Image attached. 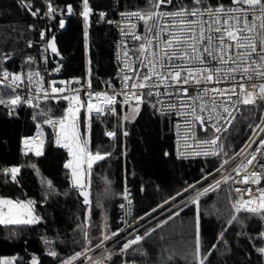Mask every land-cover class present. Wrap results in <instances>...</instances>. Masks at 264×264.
<instances>
[{
    "label": "trees",
    "instance_id": "obj_1",
    "mask_svg": "<svg viewBox=\"0 0 264 264\" xmlns=\"http://www.w3.org/2000/svg\"><path fill=\"white\" fill-rule=\"evenodd\" d=\"M183 2L187 3L188 0ZM211 2L216 3V0ZM223 2L228 4L230 0ZM54 4L58 7L71 4L74 8L73 14L65 16L63 27L60 26V20H56L51 26V34L61 59L60 77L79 75L87 85L91 69L92 86L100 87L108 80L114 81L115 30L112 23H108L114 16L113 0H90V7L95 13L105 11L107 16L103 20L98 14L90 16L87 38L85 21L80 15L82 0H54ZM146 4L147 0H119L121 8H144ZM38 24L39 18L32 16L21 0H0V69L16 71L18 68L38 67V44L35 43L37 32L29 27ZM29 41L32 42V47L28 46ZM6 55L10 59L3 60L2 57ZM29 57L35 58V62L26 64ZM153 102L154 100H149L141 104L139 113L134 117L128 115L123 124L124 131L128 133L125 137L121 136L120 107H116V114L108 116L103 123L93 121L89 148L93 151L101 148L111 153V156L95 164L91 170L90 204L87 206L82 204L77 189L71 185L69 170L64 167L69 160L67 149L56 144L53 126L44 123L45 119H57L62 115L65 101H38L39 107L20 104L12 115L0 105V169L35 164L39 170L30 166L22 167L18 183L12 182L10 176L5 177L0 172V197L32 200L35 202V213L41 217L33 225H0V258L16 257L14 264H31L35 256L38 264H62L64 259L84 250L85 242L80 227L85 220L87 207L92 219H96L102 212L106 234L110 236L120 227L117 203L118 193L123 185L129 187L133 198V217L142 216L188 188L233 155L252 132L248 124H257L263 109H254L255 118L241 120L231 129L227 139L230 145L226 149L228 156L179 160L174 157L172 150L171 117L156 113L152 107ZM49 109L51 112L48 116L43 115ZM123 110L129 112L130 109L125 106ZM114 127L117 129V136L113 142L105 132ZM35 133H40L44 141L42 155L39 157L29 152L25 155L21 146L23 136ZM47 181L52 182L51 193L46 191ZM189 192L191 190L178 199ZM193 199L161 214L144 226L141 236L149 228H155L161 220H166L173 210L179 212L178 216L156 229L138 246H133L126 253L127 262L190 264L191 253L196 244V206L191 203ZM235 201L236 197L229 184H223L215 192L200 198V240L203 252L206 254L213 244L217 245L207 264H264V258L254 250L263 247L264 242L249 239L256 237L264 229V221L240 215L243 225L234 223L229 226L228 220L236 214L232 207ZM167 206L157 210L149 218L159 214ZM222 231L224 236L222 240H218ZM241 232L244 235H237ZM92 238L90 248L99 244L102 239ZM45 239L51 243H45ZM223 241H227V244ZM137 247L139 251L136 250ZM50 250H55L59 256L48 255ZM120 262L121 259L116 254L104 260V264Z\"/></svg>",
    "mask_w": 264,
    "mask_h": 264
},
{
    "label": "snow or ice",
    "instance_id": "obj_2",
    "mask_svg": "<svg viewBox=\"0 0 264 264\" xmlns=\"http://www.w3.org/2000/svg\"><path fill=\"white\" fill-rule=\"evenodd\" d=\"M47 7L44 16L54 15L57 11L54 0H42ZM23 6L32 16H37L40 9L32 11L31 0H21ZM82 11L80 15L85 21V37L88 35L89 18L98 14L101 20L105 19L107 13L100 11L95 13L90 7V0H82ZM171 7L172 10H165ZM68 14H73V5L66 6ZM63 14V12H61ZM122 21L116 23L120 28L124 38L118 45L122 49L124 64L122 68V88L119 92L115 89L108 92H92V75L89 69L87 88L81 84V88L75 89V94H65L66 89L57 87L56 82H51V93H48L42 83L35 78L39 72L29 71L26 76L22 73H10L6 68L0 71V86L10 89L13 95L9 99L4 98V93L0 92V105L9 110V115L14 114L15 109L20 104H28L32 107H39V96L33 102L32 85H37V94L43 93V99H62L68 101V107L63 115L58 119L48 118L44 123L52 125L56 135V144L67 149L70 159L65 163V169L71 170L72 185L80 189L79 195L83 197L84 205L90 204V192L84 191L86 178L91 175V170L95 164L111 156V153L98 148L95 152L90 150L89 144L92 137V123H101L110 116L116 114V106H127L134 117L140 111V105L154 100L153 110L160 115L175 114L184 121V147L190 149L188 141L191 140L199 149L195 152L196 156H228L226 151L230 145L227 143L231 129L241 120L248 121L255 118L254 109L264 107V0H230L225 4L223 0H147L144 8H137L131 11L120 13ZM143 25V33L136 31L139 23ZM60 26H64V20H60ZM30 28L32 26H29ZM41 38H45V32H41ZM135 42L133 46L127 44V40ZM29 47L32 42L29 41ZM47 48L53 53H57L55 39L48 41ZM3 60L10 59V56L2 57ZM35 58L29 57L25 62L33 63ZM136 65V67H133ZM55 71H60L59 68ZM131 72V75H129ZM27 80L28 95L22 97L17 93V89L24 86ZM60 81V84H65ZM70 83H80L79 80ZM106 87H111L106 84ZM69 92L73 91L71 89ZM86 97V103L82 102L81 92ZM123 97V101L117 99ZM132 101H135L133 105ZM83 110V114H82ZM48 112L43 115L48 116ZM125 120L128 116L124 117ZM261 123H264V113L260 115ZM254 136L259 137L258 141L249 138V142L241 152H247L245 159L239 164L235 171V176H224L214 185L199 192L191 201L196 206L195 250L191 253L190 264H207L209 256L217 249V245L212 247L205 254L200 240V217L202 213L199 208L200 198L210 190L221 188L222 184H244L245 188L233 189L237 194L247 192L249 198L242 196L236 200L232 207L236 214L228 220V225L240 223V215L246 218H254L264 221V188L253 189L251 185L259 186L264 180V128L260 124H248ZM259 129V131H257ZM202 132L205 139H199L198 133ZM212 133V135H209ZM39 135V133L37 134ZM105 135L109 138L117 136V129L114 127L106 131ZM124 136L128 133L124 132ZM35 138H24L25 155L34 151L35 156L42 155L44 141L35 142ZM181 156L185 155L182 151ZM167 156L168 153H165ZM240 153H235L239 156ZM235 156L229 157L234 159ZM228 164V160H223L220 168ZM30 166L39 171L35 164L12 166L0 169L5 177L10 176L11 181L18 183V175L22 167ZM87 167V172L85 171ZM204 170L202 169V172ZM217 172L220 169H216ZM212 173H207L203 179H207ZM199 183V181L197 182ZM189 185L188 188H194ZM188 188L183 189L187 192ZM48 193L53 191L51 181H47ZM127 191V190H126ZM174 197H169L158 205L161 208L169 202L175 201ZM67 195V193H65ZM127 199V195L125 196ZM131 203V201H129ZM35 202L32 200L24 201L20 199H10L0 197V225H33L37 224L41 217L35 213ZM123 207V205H122ZM153 212L156 209L152 210ZM145 215H148L146 213ZM179 212L173 210L166 220H161L155 228H149L143 236L136 234L133 238L123 243L121 253H127L138 246L145 238L152 235L156 229L166 225ZM90 216V212H89ZM138 219L143 220L144 217ZM80 227L85 247L82 252H76L72 257L66 258L62 264H76L80 257L86 256L91 251L89 245L92 243L90 234L91 225L87 223ZM106 227V225H105ZM123 229L112 232L111 236H117ZM13 235L15 233H12ZM237 235H244L243 232ZM224 232L217 237L222 240ZM111 237L102 234V239L96 248H100L104 241ZM249 239H260L264 241V231L256 237ZM45 243H51L45 239ZM227 244V241H223ZM139 251V248L136 249ZM264 258V247L254 249ZM48 255L58 257L59 253L50 250ZM108 253L107 259L111 258ZM16 257L10 259L0 258V264H14ZM187 260V257L185 258ZM105 257L91 261V264H104ZM31 264H38V260L33 256Z\"/></svg>",
    "mask_w": 264,
    "mask_h": 264
},
{
    "label": "built area",
    "instance_id": "obj_3",
    "mask_svg": "<svg viewBox=\"0 0 264 264\" xmlns=\"http://www.w3.org/2000/svg\"><path fill=\"white\" fill-rule=\"evenodd\" d=\"M31 2H32V9H31L32 11H35V9H37V8H39L41 10L40 13L37 16H35V17L39 18V24L36 26L30 25V26H32L30 29L35 30L37 32V39L35 40V43L38 44L39 65L37 68H33V69L18 68L16 71L9 70L8 68H6V69L10 73H22V74H25V76L29 71L39 72L40 75L37 76L35 79L43 84L44 89L48 93H51V82L52 81L56 82L57 87L65 88L66 89L65 94H75L74 90L81 88V84H83L84 87L87 88V85L83 82L81 76H79V75H70V76H66V77H60L61 59H60L58 53H53V52H51L50 48H47L48 41L52 37V34H51V28L52 27L51 26L53 25V23L56 20L58 21L61 19H65V16L69 15L66 11V6L58 7L54 4V6L57 9L56 13L54 15L45 17L44 13L47 12V7L42 2V0H31ZM135 9H137V8H121L119 6V0H113L114 16L112 18V21H114V22L122 21V17L120 15L121 12L131 11V10H135ZM165 10L171 11L172 8L168 7ZM61 12H63V14H61ZM103 12H105V11H103ZM112 25H113L114 30H115L113 60H114L115 66H116V78L114 81L113 80L106 81L100 87L92 86V88L89 89V91H92V92H108V93H111L113 91V89H115L117 92H119L120 89L122 88L121 76L123 73L121 70H122L123 64H124V57H123L122 49L118 45L121 43V41L124 38L122 37L120 28L117 26V24L112 23ZM42 31L45 32V38L44 39L41 38V32ZM136 31L140 34L143 33L142 23H139V26L136 29ZM134 43L135 42L132 41L131 39L127 40V44L129 46H133ZM133 67H136V65H133ZM57 68H59L60 71H58V72L55 71V69H57ZM3 69H5V68L0 69V71H2ZM129 75H131V72H129ZM75 80H79L80 83H70V82L75 81ZM60 81H65L66 83L60 84ZM106 84H110L111 87H106ZM36 87H37V85H35V84L32 85V88H33L32 95L34 97L33 101H36L35 97H37V96H39V101H47V100L43 99V93H39V94L36 93V91H35ZM26 89H27V80L25 79L24 86H22L21 88H18L17 93L20 94L22 97L27 96L28 92ZM69 89H71L73 91L69 92L68 91ZM0 92L4 93L5 99H9L11 97V95H13V93L11 92L10 89H4L3 86H0ZM81 99H82V102L86 103V97L84 96L83 91L81 92ZM117 99L121 102L123 101L122 96H118ZM49 100H51V99H49ZM132 103L135 104V101H132ZM67 107H68V101H65L64 110ZM116 107H120L121 111H123L125 106L121 107L120 105H117ZM63 113H64V111H63ZM63 113H62V115H63ZM262 113H264V107L262 109ZM168 116L171 117L172 150H173L174 157L176 159L180 160V159H197V158L213 157V156H208V157L196 156L195 152L199 149L196 148L195 144H193V142L191 140L188 141V144L191 146L190 149H186L184 147L183 137H184V133L187 130L183 126L184 125L183 119L179 116H176L175 114H170ZM257 124H260V127L264 128V123H261L260 119L257 122ZM120 130H121V136L125 137L123 135V133L125 131H124V128L122 127V124H121ZM257 131H259V129H257ZM198 135H199V139H201V140L205 139V135L202 132H199ZM209 135H212V133H209ZM261 135H264V133H262ZM250 137L253 139H256L257 141L259 139V137L254 136L253 132H251L250 135L248 136V138L245 140V142L235 152V153H240L239 156H235V153H234L231 157L235 156V158L234 159H228L227 165H225L223 168H220V166H219V167L215 168L214 170H212L211 172H209V173H212V175L209 176L207 179H203V177H204L203 176L200 179H198L197 181H195L193 184H191V185H195V187L194 188H188V191L191 190V192L185 194L180 199H178L179 196H177L175 201L169 202V204H167L168 206L166 208H164V210H162L159 214H157L151 218H149V216L154 213L152 211L153 209H156V211H157V210H160L161 208L165 207L166 205L161 207V208L155 207V208L151 209L150 211L146 212V213H148V215H145L146 214L145 213L142 216H139V217H144L143 220L138 219L139 217H133V207H134L133 198H132V195L130 193L129 187L127 185H123L120 192L118 193V203H117V209H118V213H119L118 214L119 215L118 221L120 222L119 229H123V232H120L117 236H114V237H112L110 235L111 238L107 241H104L103 245L100 248H96V245L93 246L91 248V251H89L86 254V256L80 257L78 264H91V261H95L97 258H101V257L106 258L108 256V253L118 255L121 259V262L119 264H132V263L127 262L126 253L122 254L120 251V249L123 246V243L126 242L128 239L133 238L136 234L141 235V229L144 226H146L147 224H149L151 221H153L154 219L159 217L161 214L166 213L167 211L171 210L172 208L177 207V206L189 201L192 198H195L199 192H202L204 189L209 188L210 186L214 185L216 181L222 180L224 176L231 175L234 177L235 176L234 169H236V167L239 164H241V162L245 159L247 152H251L255 148V145H253V149H248L247 152H241V149L245 148V145L249 142ZM24 138H34V135L23 136L21 139V142L24 141ZM34 143H35V141H34ZM22 149L24 152L26 151L25 144H24V147H22ZM182 151L185 153V155H183V156H181L179 154ZM32 152H34V151H30L29 153H32ZM218 168L220 169L219 172L216 171V169H218ZM198 181H199V183H197ZM229 187H230L231 191L234 193L236 200H239L241 198V196L244 199L249 198L247 192H242L240 194H237L233 190L237 187L243 189L246 187V185H244L242 183L236 184V183L230 182ZM251 187L253 189H256L257 187L264 188V180L261 181L259 186L251 185ZM216 190H218V189H216ZM216 190H210L208 193L215 192ZM180 193H182L181 195H183L185 192L181 191ZM126 195H127V199L125 198ZM174 196H176V195H174ZM129 201H131V203H129ZM122 205H123V207H122ZM160 205H163V203ZM262 231H264V229ZM107 243H109V244L106 245ZM263 247H264V244H263Z\"/></svg>",
    "mask_w": 264,
    "mask_h": 264
},
{
    "label": "rangeland",
    "instance_id": "obj_4",
    "mask_svg": "<svg viewBox=\"0 0 264 264\" xmlns=\"http://www.w3.org/2000/svg\"><path fill=\"white\" fill-rule=\"evenodd\" d=\"M86 47H87V45H86ZM129 114H131V110H129V112L126 111V110L121 111L120 118H121L122 127H123L124 120H125L124 117L128 116ZM58 118H60V116ZM110 130H112V129H108L107 131H110ZM37 134L38 133L34 134L35 142H38L39 140H43L42 136L40 135V133H39V135H37ZM115 138L114 139L113 138H109V139H111L114 142ZM54 139L56 140V135L55 134H54ZM93 152H95V151H93ZM32 153L35 154L34 152H32ZM228 159H230V158H227L226 160H228ZM89 178H90V176L87 177V188H88V191H89ZM89 199H90V197H89ZM88 208L89 207L86 208L85 217H88L87 223H89L91 225V227H90L91 237H96L98 239H101L102 238V234H106L105 217L103 216V214L101 212L96 219H92L91 216H89V209ZM85 223H86V221L84 220V222L82 223L81 226H84ZM2 258L10 259L9 257H2Z\"/></svg>",
    "mask_w": 264,
    "mask_h": 264
},
{
    "label": "water",
    "instance_id": "obj_5",
    "mask_svg": "<svg viewBox=\"0 0 264 264\" xmlns=\"http://www.w3.org/2000/svg\"><path fill=\"white\" fill-rule=\"evenodd\" d=\"M64 20V23H65V19H63ZM53 39V37H51L50 38V40H52ZM51 50V49H50ZM52 52V51H51ZM21 146L22 147H24V143L23 142H21ZM69 159H70V157H69ZM69 170V174H70V180H71V185H72V176H71V170L70 169H68ZM85 171L87 172V167L85 166ZM72 187H73V185H72ZM74 188V187H73ZM77 189V188H76ZM84 191H88V188H87V178H86V187L83 189ZM77 191H78V194H79V192H80V189H77ZM80 196V195H79ZM80 198H81V200H82V204L84 205V203H83V197L82 196H80Z\"/></svg>",
    "mask_w": 264,
    "mask_h": 264
}]
</instances>
